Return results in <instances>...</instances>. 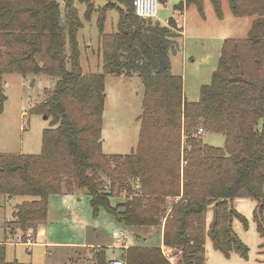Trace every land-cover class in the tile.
Returning <instances> with one entry per match:
<instances>
[{
  "label": "trees",
  "instance_id": "trees-1",
  "mask_svg": "<svg viewBox=\"0 0 264 264\" xmlns=\"http://www.w3.org/2000/svg\"><path fill=\"white\" fill-rule=\"evenodd\" d=\"M202 1L182 0L174 11L190 4L202 11ZM210 1L221 18V0ZM227 3L233 15L253 16L251 26L246 37L223 40L210 82L200 87L198 100L188 101L182 77L171 71L170 54L183 35L174 15L166 24L137 16L133 0H0V113L3 74L56 78L36 109L51 117L40 153L0 154V194L32 197L13 211L22 242L44 223L51 194L84 187L94 215L103 207L126 225L161 228L163 246L176 250V264H205L206 235L224 256L234 251L248 257L231 224L233 217L245 227L248 222L232 203L237 197L258 201L254 219L264 236V0ZM78 4L86 20L97 12V72L81 68ZM109 10L118 14L116 29L105 32ZM107 74L142 80L139 137L130 154L102 151ZM206 133L222 134L223 146L205 142ZM115 184L125 201L113 206ZM92 253L98 264L107 263L104 247ZM121 256L127 264H171L160 246L130 245ZM0 264H18L6 260L5 241Z\"/></svg>",
  "mask_w": 264,
  "mask_h": 264
},
{
  "label": "rangeland",
  "instance_id": "rangeland-1",
  "mask_svg": "<svg viewBox=\"0 0 264 264\" xmlns=\"http://www.w3.org/2000/svg\"><path fill=\"white\" fill-rule=\"evenodd\" d=\"M102 5L103 0H94ZM182 0H166L159 4L156 19L164 23L173 16L182 30L179 49L170 54L171 71L183 80V92L188 101L199 98L200 87L208 84L215 70L223 40L244 38L251 26L253 16L238 17L232 14L227 0H221L222 17H218L210 0L202 1V11L195 4L184 6V11L174 12ZM82 27L78 29L77 40L80 64L83 72L99 71L101 61L99 46L100 32L96 24L97 12L89 20L84 18V5L78 4ZM116 10L107 12L105 32L116 29ZM179 23V24H178ZM55 77L43 73L22 75L8 72L3 74V111L0 113V154H39L42 130L49 126L51 117L38 112L37 106L45 99V89H50ZM143 84L137 75L105 76V105L102 117V151L107 155H126L136 148L139 137L142 112ZM204 141L222 147L224 136L206 133ZM115 184L111 205L125 201V192ZM106 189H108L106 187ZM124 190V189H123ZM30 196L8 198L0 194V242L5 241V258L18 264H98L94 248H105L106 264L121 257L118 244L143 245L158 242L159 227L129 226L118 221L103 207L93 214L90 195L84 187H73L48 198V213L44 221L43 237L33 235V243L22 242V232L14 220L16 204L30 200ZM233 206L248 222L245 227L240 219L233 217L232 229L248 246V257L232 251L224 256L213 247L206 235L204 243L205 264H264V236L257 229L254 211L258 201L253 198L237 197ZM212 204L205 211V229L212 220ZM171 264H176L175 249L167 251Z\"/></svg>",
  "mask_w": 264,
  "mask_h": 264
},
{
  "label": "built area",
  "instance_id": "built-area-1",
  "mask_svg": "<svg viewBox=\"0 0 264 264\" xmlns=\"http://www.w3.org/2000/svg\"><path fill=\"white\" fill-rule=\"evenodd\" d=\"M159 4L160 3L158 0H133L135 14L143 18L155 19L158 13ZM202 132L203 130L200 128L198 130V134H201ZM171 257H169V260ZM109 263L110 264H127L125 261V258L122 256L119 258L111 259Z\"/></svg>",
  "mask_w": 264,
  "mask_h": 264
},
{
  "label": "crops",
  "instance_id": "crops-1",
  "mask_svg": "<svg viewBox=\"0 0 264 264\" xmlns=\"http://www.w3.org/2000/svg\"><path fill=\"white\" fill-rule=\"evenodd\" d=\"M175 12V11H174ZM173 15H175V14H173ZM176 16V15H175ZM156 19V18H155ZM168 19H169V17H168ZM168 19H166L165 20V22L163 23V24H166L167 23V20ZM157 20V19H156ZM158 21V20H157ZM160 22V21H159ZM161 23V22H160ZM179 24V23H178ZM179 26H180V24H179ZM107 75H110V74H107ZM106 76V75H105ZM118 76H123V75H118ZM104 111V110H103ZM160 230H159V238H158V242H153V243H148V244H145V245H149V246H160V247H162L163 246V244H162V234H161V228H159ZM45 232V224L44 223H42V224H40L39 226H38V228H37V234H36V236H35V239L37 238V236H39V237H43L42 235H43V233ZM33 238V237H32ZM31 238V239H32ZM25 243H29V241H27V242H25ZM30 243H33V241H30ZM130 245H134L133 243H131V244H128V245H126V244H118V246L121 248V252H122V248H126V247H128V246H130ZM100 247H103V246H100Z\"/></svg>",
  "mask_w": 264,
  "mask_h": 264
}]
</instances>
